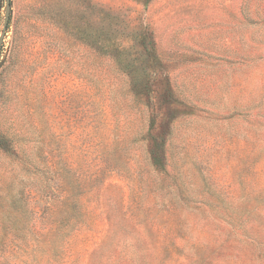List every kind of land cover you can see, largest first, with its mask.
I'll return each mask as SVG.
<instances>
[{
  "label": "rangeland",
  "instance_id": "rangeland-1",
  "mask_svg": "<svg viewBox=\"0 0 264 264\" xmlns=\"http://www.w3.org/2000/svg\"><path fill=\"white\" fill-rule=\"evenodd\" d=\"M0 0V264H264V0Z\"/></svg>",
  "mask_w": 264,
  "mask_h": 264
},
{
  "label": "water",
  "instance_id": "water-1",
  "mask_svg": "<svg viewBox=\"0 0 264 264\" xmlns=\"http://www.w3.org/2000/svg\"><path fill=\"white\" fill-rule=\"evenodd\" d=\"M9 12H10V0H5V15H4V28L7 25L9 20Z\"/></svg>",
  "mask_w": 264,
  "mask_h": 264
}]
</instances>
